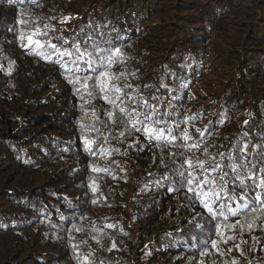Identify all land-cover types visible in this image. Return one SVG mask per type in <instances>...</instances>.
Returning <instances> with one entry per match:
<instances>
[{
    "label": "trees",
    "instance_id": "16d2710c",
    "mask_svg": "<svg viewBox=\"0 0 264 264\" xmlns=\"http://www.w3.org/2000/svg\"><path fill=\"white\" fill-rule=\"evenodd\" d=\"M46 1L0 0V264H264V202L254 199L264 196L255 187L264 178V0H91L93 13L73 14L69 27L55 12L72 15L82 0H55L49 12ZM37 27L45 45L73 56L25 47ZM76 45L107 50L114 82L131 97L125 106L141 111L147 101L163 138L70 82ZM245 144L256 166L243 177L252 205L214 219L187 191V173H227L237 191L222 203L240 207L244 185L231 165L245 163ZM216 224L235 237L218 243L219 253L202 243L210 234L219 241Z\"/></svg>",
    "mask_w": 264,
    "mask_h": 264
},
{
    "label": "snow or ice",
    "instance_id": "6c2138e0",
    "mask_svg": "<svg viewBox=\"0 0 264 264\" xmlns=\"http://www.w3.org/2000/svg\"><path fill=\"white\" fill-rule=\"evenodd\" d=\"M9 2H11V0H9ZM18 23H23V21H18ZM45 28H47V26H45ZM46 37H47V32L37 27L27 36L28 45H25V47L35 46V48L37 49V54H39V50L47 46L52 48L54 51H56L58 57L73 56V52H70L66 49L57 50V45L51 43V41H49L48 44L45 45L44 41ZM21 39H24V37L21 36ZM105 51L107 50L101 49L98 46L94 47V51H89L87 46H84L83 48L80 45L74 46L75 56L71 60L72 67L71 68L65 67V71L70 72L72 76L75 77V79L70 82L74 84H81L84 88H89L90 89V91L88 92L89 96H92L94 92H98L105 99L107 103L111 104L113 108L117 109L121 114H125L131 111L132 117L134 118H130L128 122L131 125H133L137 131H139L141 127H143L146 133L149 135L150 139L152 138L154 133L157 136V138H163L165 136V130H161L157 128L153 132L151 128V126L155 123H158V121L154 120V117L156 115V110L152 108L150 105H148L147 101L143 102L144 108L141 111L137 110V108L140 107L139 105L133 107L131 110H129V108L125 106V100L126 99L130 100L131 97H127V94L122 92L121 87L114 82L119 77L111 72L110 65L113 62L112 57L110 55L107 57H103V53ZM116 51L119 52V49H117ZM82 62L86 64V72L84 69L81 68ZM88 73H92V74H88ZM89 81H94V83L92 85H89ZM125 87H131V86L128 85ZM77 94H79V89L77 90ZM107 116L109 120H112L114 123L116 122L115 112L110 111L107 113ZM245 123H247V121ZM121 135H123V133H121ZM167 135L171 136V132H168ZM184 138L186 142L192 139V137L188 136L187 132H185ZM86 143L91 144L92 142L87 141ZM197 146L198 145H192V147H197ZM247 148L248 146L247 144H245L244 147L238 149V151L242 155H245L247 152ZM88 150L91 151V149ZM220 155L224 156L225 154L221 153ZM261 160H264V156H261ZM185 163L189 167H192L191 160H186ZM198 163L204 173L208 172V169L204 167L203 161H198ZM249 165H251V167H249ZM255 167L256 166L255 164H253V162L246 160V155H245V163H241V164L233 163L231 165V170L235 174L234 179L238 180L241 185H244L243 177L253 178L248 174L254 173ZM217 169H220L221 172L223 173L221 164L219 162L214 161L212 170L215 171ZM93 170L98 171L99 169H93ZM242 170H246L243 172V176L241 174ZM105 171H107V169H105ZM225 176H227V173H223L219 178L213 177L212 179H208L207 177H205L204 179L197 180L196 174L194 172L187 173V178H186L187 191L201 202L205 210L214 219L223 215L225 207L228 208L229 214L235 216L241 212H244L252 205V201L248 199V192L251 191V188L247 185H244V187L239 190L240 194L238 196V199L244 202L240 207L233 209L231 206L222 203V201L225 199L232 200L234 197H236V191H237L235 188L232 189L228 188V185L225 182ZM255 187L264 188V178H262L260 184H256ZM229 191L231 192L230 195L227 194ZM254 199L257 203L264 202V196H262L259 193L255 196ZM217 203H219V211L215 210L213 207V205ZM252 211L256 212L258 211V209L252 207ZM227 218H228L227 216H224V219ZM256 219H259V217H254L253 222L247 225L249 230L253 228ZM236 223L239 224L240 221H236ZM231 227H234V225H232ZM215 228H216L215 235L220 238L219 241L216 239H212L210 234L204 239L202 243L203 245H207L211 243L213 250L219 253L220 249L217 247L218 243L226 244L228 243L229 240H234L235 237L224 236L221 231V224H216ZM236 247L237 250H239V245H237ZM231 250L232 249H229V251ZM207 254L208 251L207 248H205V250L201 252V255L204 256ZM201 264H203L202 261Z\"/></svg>",
    "mask_w": 264,
    "mask_h": 264
},
{
    "label": "rangeland",
    "instance_id": "374dc122",
    "mask_svg": "<svg viewBox=\"0 0 264 264\" xmlns=\"http://www.w3.org/2000/svg\"><path fill=\"white\" fill-rule=\"evenodd\" d=\"M143 1H145V0H143ZM147 1V3L145 4V6L147 7V6H149V7H153V5L155 4V2H156V0H146ZM52 3H56L55 2V0H47L46 2H44L43 3V5L42 6H46L47 7V9H46V11L47 12H49V11H52L51 10V7H52ZM82 3V4H81ZM71 4H73V7H74V9H73V11L74 12H72V15H64L62 12H55L56 13V16H59V19H61L62 20V22L66 25V26H68L69 27V25H72L73 24V14H75V13H79V14H81L82 16H84L86 13H93V11H91V8L89 7V6H93L92 5V1L91 0H82V2H79V1H74L73 3H71ZM80 6H82V10H79L80 9ZM55 7V6H54ZM79 10V11H78ZM77 11V12H76ZM53 13V12H52ZM194 14H196V13H194ZM197 15V14H196ZM195 15V16H196ZM155 16H158L159 17V15H154L153 17H155ZM171 31V30H170ZM173 32H174V30H173V28H172V34H171V32H169L168 34H170V35H172V37H173ZM161 53H165V50H162V49H158L157 50V52H156V55H159V54H161ZM26 63L24 64V65H22V67L21 68H23L24 70H26V71H28V68H26ZM32 68H35V67H32ZM214 69H216L215 71H216V75H217V78H218V80L220 79V78H222V75H221V73H220V71H219V65H218V63H216L215 65H214ZM209 73H211V71H210V69H209V71H208ZM27 75L29 74V73H26ZM135 77H140L139 75L138 76H135ZM130 78V80L132 81V80H134V79H136V78ZM209 77V76H208ZM209 79H212V81H214V79L215 78H209ZM218 82V81H217ZM123 181H124V184L123 185H120L121 187H123V186H125V184H126V178H123ZM121 206H123V208H121L122 209V211L124 210L125 212H128V210H130V209H132V207H130L131 206V203H130V200H122V202H121ZM122 224V223H121ZM123 226H126L127 224L126 223H124V224H122ZM136 229V228H135Z\"/></svg>",
    "mask_w": 264,
    "mask_h": 264
}]
</instances>
